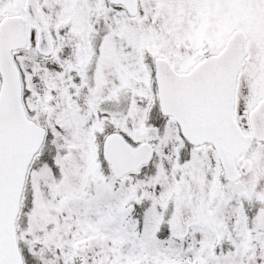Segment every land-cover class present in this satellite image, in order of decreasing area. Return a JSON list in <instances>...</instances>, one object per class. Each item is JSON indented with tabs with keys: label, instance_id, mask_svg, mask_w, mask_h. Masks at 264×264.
Segmentation results:
<instances>
[{
	"label": "snow or ice",
	"instance_id": "6c2138e0",
	"mask_svg": "<svg viewBox=\"0 0 264 264\" xmlns=\"http://www.w3.org/2000/svg\"><path fill=\"white\" fill-rule=\"evenodd\" d=\"M0 264H264V0H0Z\"/></svg>",
	"mask_w": 264,
	"mask_h": 264
}]
</instances>
